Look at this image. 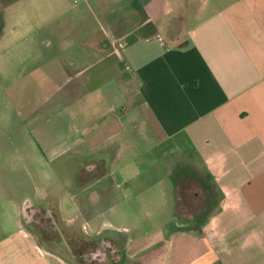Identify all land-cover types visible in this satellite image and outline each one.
Segmentation results:
<instances>
[{"label": "crops", "instance_id": "0c3cea01", "mask_svg": "<svg viewBox=\"0 0 264 264\" xmlns=\"http://www.w3.org/2000/svg\"><path fill=\"white\" fill-rule=\"evenodd\" d=\"M76 1L0 0V41L21 29L23 10L39 9V32L50 34L39 35V87L56 82L50 103L39 99V116L64 107L59 158L106 161L108 172L81 188L72 168L58 172L61 188L28 191L9 180L4 196L19 232L1 235L0 264H77L69 247L57 251L26 219L38 206L63 216V190L111 204L148 193L144 208L174 203L175 212L186 177L198 179L182 201L194 211L157 222L163 227L147 238L112 227L124 239L116 264L147 251L155 253L148 264H264V0H99L98 32L63 26ZM90 1L78 3L92 23ZM53 16L56 24L46 22ZM69 220L64 230L75 235Z\"/></svg>", "mask_w": 264, "mask_h": 264}, {"label": "rangeland", "instance_id": "374dc122", "mask_svg": "<svg viewBox=\"0 0 264 264\" xmlns=\"http://www.w3.org/2000/svg\"><path fill=\"white\" fill-rule=\"evenodd\" d=\"M78 1H76L75 14L71 12L59 20L64 23L65 28L77 29L81 25L88 24L93 31L97 30L98 32L100 27L94 20V12L98 11L99 0L87 2L92 6V23L88 21L89 9L86 8L84 11L81 7L83 4ZM23 14L24 16L16 18L22 24L21 29L6 34V37L0 41V238L3 234L19 232L10 203L4 196L6 189L11 186L9 180L16 182L18 189L21 181L28 191L35 190L43 184L46 187L52 184L53 187L61 188L59 171L63 172L66 169L70 176L72 168V172L76 175L79 166H84L88 172L93 170L95 174L94 171L98 163L93 159L85 160V157L82 158L83 156L63 161L58 156L63 144L54 149L53 144L61 142L66 136L68 115L64 107H57L53 111L39 116V99L45 105L49 104L56 83L40 81L39 87V74H42V71L46 69V66L40 65L42 62L39 54L42 52L40 54L42 55L46 50L39 49V35L46 38L50 34L39 32V9L37 11L23 10ZM40 20H45V18L42 17ZM54 20H56L55 16L50 17L46 22L56 24ZM91 41L94 43L96 41L94 34ZM39 117H41L40 120ZM39 126L47 129L46 138L41 137ZM94 174L89 173L88 176ZM89 177L82 180L81 183L90 184L92 180L89 181ZM137 179L146 180L147 177L142 175ZM17 180L20 181L17 182ZM113 184L115 183L113 182ZM76 186L82 187L79 182ZM132 195L135 197L130 200L129 197ZM137 195H139L138 199H136ZM141 195L152 196L148 193H126L123 201L111 204L109 203L110 199L100 202L94 193L83 200L75 197L69 191L63 190L60 199L63 216L58 215L57 224L62 230L65 228L63 217L70 218L69 221H75L74 224L78 225L79 231H76L75 235L66 233L68 238H87L100 228L98 233L100 236L113 234L117 231H112L114 230L112 227L118 229V226L124 227L131 237L147 238L154 230L163 227L157 222L167 221V218L175 216L174 209L170 208L171 205L174 206V203H168L159 208H144L140 201ZM172 196L175 200L176 194ZM93 202H95L93 205L82 208L83 205L86 206ZM5 204L7 208L4 207ZM46 211L51 210L46 208ZM190 211L192 210L184 209L181 211V215L189 214ZM190 226L197 227V225L185 223L178 224L176 227ZM45 241L50 243L48 239ZM61 247L64 248L62 250L67 249L66 245ZM159 248L161 250L162 247ZM58 249L56 250L59 251ZM62 250L60 252H63ZM152 253V251L145 252L140 260L137 262L135 260L133 264H148L155 254Z\"/></svg>", "mask_w": 264, "mask_h": 264}, {"label": "flooded vegetation", "instance_id": "af4514ba", "mask_svg": "<svg viewBox=\"0 0 264 264\" xmlns=\"http://www.w3.org/2000/svg\"><path fill=\"white\" fill-rule=\"evenodd\" d=\"M32 209L29 208L26 214V219L30 223L29 227L40 234L44 240L50 238L51 246L69 247L77 264H116L122 260L124 239L120 232L101 236L96 234L81 239L68 238L67 232L58 226V218L55 217L54 211L47 212L46 208H39V206L35 212Z\"/></svg>", "mask_w": 264, "mask_h": 264}, {"label": "trees", "instance_id": "16d2710c", "mask_svg": "<svg viewBox=\"0 0 264 264\" xmlns=\"http://www.w3.org/2000/svg\"><path fill=\"white\" fill-rule=\"evenodd\" d=\"M97 168L94 171L95 174L93 173V170H90V172H88L86 170V168L84 166H79V168L77 169V173H76V180L77 183L79 182L81 186H83L84 184L81 183L82 180H86L89 173L94 174V175H90L89 177V181L92 180H96L104 175L107 174L108 172V163L106 161H97ZM198 179L196 177H186L183 178L180 185H179V193L178 196H180L179 201H177V206L175 209V216H179L182 217L183 214L181 215V211H184L183 207H182V201L185 200V198L187 197V192H186V188L189 187V185H197L198 187ZM91 181V182H92ZM185 215V214H184ZM87 245V244H86Z\"/></svg>", "mask_w": 264, "mask_h": 264}]
</instances>
